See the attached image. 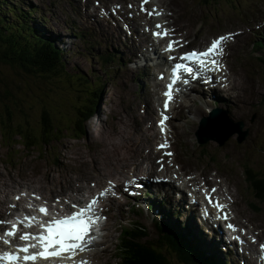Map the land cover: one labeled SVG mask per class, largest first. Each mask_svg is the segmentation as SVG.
<instances>
[{
  "label": "rangeland",
  "instance_id": "obj_1",
  "mask_svg": "<svg viewBox=\"0 0 264 264\" xmlns=\"http://www.w3.org/2000/svg\"><path fill=\"white\" fill-rule=\"evenodd\" d=\"M98 1L109 7L121 5V17L126 21L134 20L127 8V3L132 0H0V13L4 21H17V12L11 6L28 11L30 18H27V22L39 30L36 32L38 36L53 40L63 50L61 58L64 60L65 71L77 73L89 83L86 85L78 77L70 80L60 74L55 77L38 76L0 62V114L4 113L6 106L12 115L21 118L26 114L28 123L35 126L40 121L42 110L46 109L50 110L53 122L64 129L41 147L33 146L29 149L21 144L19 136L4 139L0 130V185H3L0 194L3 196L4 183L11 181L21 182L17 187H12L11 191L26 186L44 195L54 196L58 195L57 192L61 191L65 183H71L72 187L77 183L85 189L88 186V190L83 192L91 194L94 182L101 186L106 178L124 179L138 167L131 165L121 175L104 174L98 178L97 173L126 165L127 157L135 156L138 152L141 142L136 146L133 141L140 139L143 131L147 136L144 148L149 155L140 173H144L150 163V175L158 174L154 167V156L150 155L155 139L152 127L156 115L154 113V116H149L152 120L145 116L149 105L153 104L154 107L159 99L160 85H156L154 80L161 67L153 66L147 59H143L141 51L145 43L138 39L137 34L126 30L122 18L114 17L111 11L110 17L100 16L95 4ZM155 1L169 9L166 12L168 16L173 14L168 22L179 33H186L188 47H203L209 37L220 32L242 31L228 46L227 63L232 78L230 92L218 90L220 97L228 95V103H206L201 87L187 93V99V94L182 96L181 101L186 106H176L171 120L173 148L175 159L185 173L192 170L211 177L217 171L215 178L222 177L223 189L231 191L233 195L234 214L238 221L247 220L255 227L259 225L264 228V204L254 201L258 207L252 208L249 204L250 208H246L243 214L238 209L248 186L243 170L246 167L256 168L260 148L264 152V65L256 58L264 55V47L258 49L252 46L255 39L264 40V25H261L264 21V0H210L208 3L199 0ZM8 7L11 8L9 12ZM144 54L150 52L146 50ZM106 55H110L111 59H102ZM129 56L130 60H127ZM195 93L200 94L196 96ZM86 97L93 104L94 113L83 124L85 134L73 138V133L67 129L68 121L74 119L76 106ZM215 105L226 109L232 120L244 122V129H248L245 140L239 143L233 135L221 146L215 141L204 144L196 142L194 131L199 118ZM95 162L100 168L95 166ZM260 170L264 173V165ZM84 181L88 182L87 185L80 183ZM34 185L57 189L52 193L49 190L44 192ZM152 188L154 194H151V190L146 191V196L151 195L149 199L164 197L166 188L159 190L157 185ZM174 195L170 192L172 201L176 203ZM144 200L145 190L138 203L137 200L124 198V201H118L121 204L119 209L112 202L107 204L112 211L106 221L108 231L105 229L103 240L105 237L108 240H102L91 250L96 264H119L115 247L122 226L141 223L147 228L149 241L158 237L159 230L154 222L159 218L184 227L188 211L182 204L181 210L180 206L166 198L163 204L169 209L168 215H165L157 213L155 209L144 212ZM157 201L161 202L162 199ZM169 203L173 205L169 206ZM189 226L200 235L192 220L189 225L186 223L187 229ZM213 252L216 264H227L228 253L224 249L218 247V251ZM169 253L172 264H180L176 253Z\"/></svg>",
  "mask_w": 264,
  "mask_h": 264
},
{
  "label": "snow or ice",
  "instance_id": "obj_2",
  "mask_svg": "<svg viewBox=\"0 0 264 264\" xmlns=\"http://www.w3.org/2000/svg\"><path fill=\"white\" fill-rule=\"evenodd\" d=\"M148 2L149 0H141V11H147L149 16L161 15V11H158L155 8L147 10L145 5H147ZM129 7H131V5H129ZM155 28L158 31H154L152 33L154 36L167 37L169 35V30L163 29L162 25L156 24ZM233 37V33L220 35L216 38H213L210 44L207 45L203 50L193 49L191 51L183 52L180 56L168 57V59L174 61V63L170 68V75L168 77L169 82L166 85V90L163 92V96L165 97L163 100L164 111L161 112V119L158 121V125L160 126V131L162 134L166 131L165 121L169 119V117L166 115V111L169 108L170 102L174 99L173 92L181 91L179 87H176L178 82L182 83L183 85H188L190 80H196L199 77H203L205 73L220 71L223 68V65L220 63L218 57H221L224 54V48L222 45ZM174 44H178V42L169 40L164 51H173ZM180 46L182 47V45ZM207 79H211V76H208ZM167 146V140H165L164 143L157 145L158 148H166ZM167 155H172V153L169 152ZM133 182L134 181H130L129 183ZM212 191H215V189ZM99 195L103 196L105 195V192H101ZM36 198L39 199V197ZM17 199H19V197H17ZM209 202L211 203L210 198ZM96 203L97 200L95 197H93L84 207H79L78 205L73 204L72 207L78 208V211H73L70 215H65L59 218L53 216L46 223H41L40 227L42 231L39 233L32 234L30 232H24L22 235H20L21 240H35L37 243H26L23 246H17L15 252H0V261L36 262L38 259L61 258L65 253L68 254V259H72L77 252L85 251L87 246L95 238L91 236L90 233L92 226L99 219V217L92 215L94 205ZM29 207H31V205H29ZM215 207L217 209H223L225 205L217 202ZM38 211L47 215L49 210L46 206H40ZM224 218L227 219V216L225 215ZM36 219L37 218L35 216L28 215H25L23 220L17 218L16 223H13L11 228L4 232V236H15L20 225H23L24 227H31ZM24 221H27L28 223L24 224ZM5 223V221L0 220V224ZM227 226L230 229L235 230L232 224H228ZM0 239L3 238L0 237ZM233 239L243 243V240L240 236H235ZM3 243L10 244L11 241L3 239ZM37 246L40 250L38 252L30 253V249ZM260 249L261 259L264 260V243L260 244ZM19 253H23V255L21 256ZM77 264H88V262L81 260L78 261Z\"/></svg>",
  "mask_w": 264,
  "mask_h": 264
},
{
  "label": "trees",
  "instance_id": "obj_3",
  "mask_svg": "<svg viewBox=\"0 0 264 264\" xmlns=\"http://www.w3.org/2000/svg\"><path fill=\"white\" fill-rule=\"evenodd\" d=\"M1 5L2 3H0V7ZM9 11L11 10L9 9ZM16 18V22L4 21L5 18L0 13V62L16 66L38 76L55 77V75L60 74L70 80H74L76 77L81 79L77 73L65 71L60 48L55 47L52 42L40 38L26 22L22 13L17 12ZM83 80L85 81V79ZM85 84L87 85V83ZM92 110V105L81 104V101L78 103L74 119L68 121L67 129L73 133V137H78L84 133L80 122L83 124ZM49 111L43 109L40 121L32 126L28 123L26 114H23L21 118L18 115H12L10 109L5 106L4 113L0 114V130L3 138L10 139L19 136L21 144L27 149L33 146L41 147L53 140L52 137L64 129H60L58 124L53 122ZM251 177L252 174L249 179ZM261 196L264 198V192L261 193ZM165 237L166 239H158L156 242L146 245L139 244L134 248L137 237L128 232L125 241L122 243V258H125L126 264H172L168 259L167 251H163L161 247L168 243L171 248L179 251V245L171 235H165ZM180 253L182 255V252ZM184 254L192 264H197L196 254L194 257L190 254ZM202 264H208V262L202 260Z\"/></svg>",
  "mask_w": 264,
  "mask_h": 264
},
{
  "label": "bare ground",
  "instance_id": "obj_4",
  "mask_svg": "<svg viewBox=\"0 0 264 264\" xmlns=\"http://www.w3.org/2000/svg\"><path fill=\"white\" fill-rule=\"evenodd\" d=\"M158 4V3H157ZM162 6V5H161ZM169 10V9H168ZM174 16H176V15H174ZM149 41H150V39H149ZM161 41V40H160ZM159 43V42H158ZM151 46H153L154 48H155V50H156V53H158L159 55H158V58L160 57V60L162 61V60H164L165 58L162 56V55H160V52H159V50L157 49V46L154 44V43H151ZM157 66H163L164 64L162 63H158V64H156ZM146 67V66H145ZM160 71V70H159ZM154 83L156 84V85H158V82L156 81V80H154ZM200 94V93H199ZM199 94H194V95H196V96H199ZM203 94H204V96H205V98L207 99V100H212V98L211 97H207V94H206V92H203ZM186 96V95H185ZM188 96V95H187ZM218 96H219V93H215L212 97H213V99H217L218 101H219V103L220 104H225L226 102H227V100L229 99V97L228 96H226L225 98L224 97H219L218 98ZM188 99L189 100H191V98H189L188 97ZM184 103V102H183ZM183 103H181V104H183ZM228 103V102H227ZM231 105H232V107L234 106L232 103H230ZM229 106V105H228ZM238 108V107H237ZM155 113V111H154V107H153V104H150L149 105V109H148V112H147V115L145 116V118H147V119H149V116H151L152 114H154ZM237 114H238V112H236ZM131 116H132V114H131ZM140 130H142V128H140ZM154 134H152V136H153V138H156V133L155 132H153ZM142 136L144 137V138H142ZM146 138H147V136L145 135V132L143 131V133L141 134V137H140V139H137V140H135V141H133V143H134V145H136V146H138L139 144H138V142L140 143V146H139V148H138V152L135 154V156H134V154H133V156H131L130 158L129 157H127V164L126 165H124L123 167H121V168H118V169H113V170H111V171H102V170H100L99 171V173H97V175H98V178L99 177H102V176H104V174L106 175V174H119V175H121V174H123V172L125 171V169L127 168V167H129V166H131V165H135V167H138L139 168V170H140V168L142 167V163L148 158V155H149V153H148V151L146 152V150H145V148H144V143H145V141H146ZM145 139V140H144ZM135 146V147H136ZM141 150V151H140ZM143 153H145V154H143ZM151 155V154H150ZM129 158V159H128ZM139 158H140V160H139ZM146 163H148V162H146ZM95 166H98L99 167V165H98V163L97 162H95ZM100 168V167H99ZM134 168V167H133ZM129 170V169H128ZM134 170V169H133ZM82 178V177H81ZM85 178V177H84ZM61 182V181H60ZM60 182H57L58 184H60ZM20 183L21 182H19V181H11L10 183H7V182H5L4 183V187H3V192H4V196L2 195V194H0V210H1V208L4 206V204H6L7 203V200H8V198L10 197V194L11 193H13V192H15V191H11V188L12 187H17L18 185H20ZM28 184V183H27ZM28 185H31V184H28ZM83 185H85V184H83ZM3 185H0V188L2 187ZM35 186V185H34ZM68 186H70V187H72V184L70 183V184H68V185H66V183H65V186L64 187H62L61 186V191L59 192H57L58 193V195H54L53 197H56V196H59V195H61V194H67V193H70L71 195H74L75 197L77 196V195H79L80 194V196H82L83 195V191H84V189H85V187H83V186H81L80 184L78 185L77 183H76V185H75V187H72V188H68ZM21 187H25V188H27V189H30V188H28V187H26V186H19V189L21 188ZM38 190H42V191H44L45 192V190H49V191H51V193L52 192H54L56 189H48V188H45V187H41V186H35ZM67 188V189H66ZM16 190V189H15ZM19 191V190H18ZM50 194V193H49ZM45 196H48V195H45ZM170 199V197H169V195H166L165 196V198H162V201L161 202H158L157 200L158 199H155V198H153V200H152V203H153V205H154V207H155V209L158 211V212H160V211H162L165 215H167V210H168V208H167V205L166 204H163L164 202H166V200L165 199ZM171 200V199H170ZM169 202V201H168ZM121 205L120 203L118 204L117 203V201H115V205ZM172 204H170L169 203V206H171ZM177 205H179V203H177ZM247 218V217H246ZM190 218H188L187 217V220H186V223L189 225V222H190ZM243 220V219H242ZM188 231L193 235V236H195V237H197L198 239H199V241L201 242V236L200 235H198V234H196L191 228H190V226H189V229H188ZM206 246L208 247V248H213V245L211 244V243H207L206 244ZM100 254H103V253H100ZM224 263V262H223Z\"/></svg>",
  "mask_w": 264,
  "mask_h": 264
},
{
  "label": "water",
  "instance_id": "obj_5",
  "mask_svg": "<svg viewBox=\"0 0 264 264\" xmlns=\"http://www.w3.org/2000/svg\"><path fill=\"white\" fill-rule=\"evenodd\" d=\"M220 114H222V122H223V118L226 115V112L222 111L219 108H216V109L212 110V112L210 114V118H208V121H217L219 119V115ZM206 121H207V119H206ZM222 122H220V123H222ZM242 126H243L242 122H239L237 129L228 131V133L223 138L219 139V142L222 143L228 136H230L235 131L239 132V134H240L239 138H238L239 140L244 139V137L246 136L247 132L241 130ZM209 137H211V136H208V135L204 136L203 137L204 141L207 140Z\"/></svg>",
  "mask_w": 264,
  "mask_h": 264
}]
</instances>
